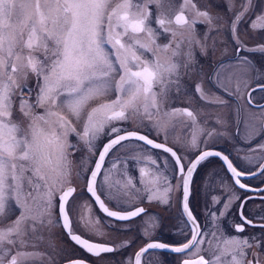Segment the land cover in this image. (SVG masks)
<instances>
[{
  "label": "snow or ice",
  "instance_id": "snow-or-ice-1",
  "mask_svg": "<svg viewBox=\"0 0 264 264\" xmlns=\"http://www.w3.org/2000/svg\"><path fill=\"white\" fill-rule=\"evenodd\" d=\"M189 2L190 0H185V5ZM152 4L157 8L155 23L164 33L170 32L175 38L172 24L189 29V35L186 37L189 44L186 53L188 59L184 65L187 67L193 60V43L200 45L202 52L205 50V45L195 34L194 25L197 18H202V22L208 23L209 30L213 19H219L211 16L207 10H197L196 17L190 20L185 15L183 5L172 18L168 17L165 5L170 9L171 0H141L140 3L134 0H0V223L11 212L13 204L20 212L14 221L0 227V264H25L28 259L37 255L24 251L12 254V248L17 245L26 247L28 241L24 237L29 231L35 232L36 225L44 223L45 218L48 224L59 223L70 240L90 254L99 256L101 253L115 251V248L108 244L92 242L75 234L73 229V201L77 189L70 179L69 149H78L81 142L92 155L98 154V158L93 167L82 166V171L77 175L84 176L90 199L94 200L107 217L128 221L146 211L145 208L136 206L137 197H146L148 201L159 199L167 203L168 194L179 191L183 210L191 224V238L187 239L186 243L172 248V251L181 254L190 252L193 256L185 259L183 264H259L255 255L253 260H245V249H250L252 244L247 238L238 237L217 240L215 247L219 254L212 260H207L200 254V246L207 234L201 232L188 206L190 179L193 171L206 158H221L226 163L234 183L240 188L248 187L241 183V178L246 172L238 170L229 156L209 150L208 139L202 142L205 150L201 151L199 136L195 133L190 142L184 145V150L199 151V155L188 161L185 156L178 154V150L168 146L166 134L163 142H157L148 135L122 126L121 122L133 120L143 124V117L150 122L159 136L161 125L159 121H153V112L159 113L167 98L169 86L178 84L179 80L181 65L171 60L161 62L159 58V52H167L172 46V41L165 45L156 43L158 32L151 26L153 13L149 8ZM192 7L195 8V5ZM252 7V0H244L239 12H232V6L229 7L233 15L230 31L235 43L234 55L243 66H250V62L247 56L240 55L245 49L237 31L238 25ZM252 28H264V15L256 17ZM182 42H176V48L172 50L173 56L178 54L177 50ZM106 45H110V49L106 48ZM246 51L264 54V47ZM145 53H151L153 59L145 58ZM224 69L225 65L218 66L214 73L215 83L239 101L242 95L240 84L232 90L220 80ZM29 73L36 78L34 97L33 89L27 84ZM172 77L176 79L173 80ZM156 85H159V91L154 90ZM25 89L28 91L27 96L24 95ZM17 91L19 112L28 122L26 127L13 119V97ZM256 91L264 93V82L258 83L257 88L252 90L253 93ZM195 92L202 101L209 102L200 83L196 85ZM110 94H114L115 98L106 99ZM100 99H103V102L86 111L90 103ZM218 103L225 105L227 102L219 100ZM258 107L264 110V105ZM37 108L43 109V113L37 114ZM61 108L66 109L67 115L57 110ZM165 115L170 119L186 117L194 127H199L197 116L189 107L172 109ZM261 115L264 116V111ZM73 119L81 124L79 131L73 124ZM217 123L227 126L223 120L218 119ZM200 131L203 132V129ZM73 133L77 137V144L68 141L69 135ZM217 135L223 133H216L215 130L207 133L208 138ZM101 136L108 139L102 148H98L97 142ZM133 139L170 154V158H165L164 164L167 167L169 162L172 163V178L177 183H169V177L162 171L145 180L143 178L147 176V172L141 168L142 187L137 188L129 177L124 185V195L130 198L118 201L121 206L127 204L128 210H110L102 197L114 199L111 195L109 176L116 164L123 163V160L119 156L113 157L112 168L104 169L105 159L117 146L123 147V142ZM255 150L264 151V144ZM123 159L139 161L140 157ZM148 159L153 165L156 164L155 159ZM245 159L253 161L252 157ZM258 170L264 175V163L258 165ZM123 172L127 175L126 166ZM101 175L104 179L98 184V177ZM131 193L136 195L131 196ZM232 199L230 197L224 204L225 211L220 212L219 217L215 212L209 213L214 224L226 214ZM213 200L219 203L216 197H213ZM82 207L91 211L88 205ZM241 208L243 209V205ZM53 215L57 217L55 221L52 219ZM241 217L245 223L252 224L251 220L243 217L242 211ZM80 219L83 220L84 217L81 216ZM87 223L92 224V221ZM236 230L242 232L244 223L236 225ZM147 234L146 231L145 235ZM209 245L211 247V241ZM259 246L261 245L258 242L257 247ZM166 247L169 246L148 243L135 254L134 264H141V257L147 250ZM229 253L231 260H223ZM72 264H85V261H73Z\"/></svg>",
  "mask_w": 264,
  "mask_h": 264
},
{
  "label": "rangeland",
  "instance_id": "rangeland-1",
  "mask_svg": "<svg viewBox=\"0 0 264 264\" xmlns=\"http://www.w3.org/2000/svg\"><path fill=\"white\" fill-rule=\"evenodd\" d=\"M134 2L140 3L141 0H134ZM243 2L244 0H190V2L185 5V0H171L170 9L168 8V5H165L169 18H172L175 12L181 10L182 5L184 6V11L190 20L196 17L197 10H207L211 16L219 17V19H213L211 30H209V24L204 25L202 18H197V23L194 25L195 34L197 39L205 45V50L202 52L200 45L193 43L191 45L193 50V60L187 67L184 65L188 59L186 53L188 52L189 44L186 37L189 35V29L187 27H177L175 24H172L171 27L176 33L175 38H173L170 32L164 33L163 30L159 29L158 25L155 23L157 15L156 5L152 4L149 6L150 11L153 13L151 26L154 29H157L158 32L156 43L159 45H165L172 41V46L167 52H159V58L161 62L171 60L172 62L181 65L179 80L178 84H172L169 86L167 98L161 106L159 113L153 112V121H159L161 125V132L159 136H157L156 131L151 127L150 122L143 117H141L144 121L143 124H139L138 120L121 122L124 128H134L147 131L160 140H163L164 135L166 134L167 143H173L179 146V149L184 156H189L192 152H195L184 150V145L190 142L194 133L199 136V142L201 144L205 139H208V144L219 140H224L228 143L236 142L232 131L235 126L237 116L236 107L234 103L224 97H221L220 99L227 102L225 105L219 104L218 101H212L214 99L212 94H215L216 92L213 91L211 85L207 82L206 76L208 71L212 69L213 65L219 59L226 58L225 63L227 64L230 62L228 59H231L230 57L234 56L235 43L233 35L230 31V22L233 19L232 12H239ZM252 4V10L238 25L240 33L237 31L239 40L246 45L249 44V41H253V39L258 37L259 40L257 41L259 44H261V41H264V28H259L257 34V32L252 28V24L250 22V18H253L255 15H264V0H252ZM192 5H195V8H193ZM230 5L232 6V12L229 11ZM206 33L207 39H205ZM180 41L183 42L177 50L178 54L173 56L172 50L176 48V42ZM105 47L110 49V45H106ZM145 58L151 60L153 59V56L151 53H145ZM233 61H235V59ZM116 79H119V75L116 76ZM172 79L175 80L176 77H172ZM198 83L202 85L203 91L209 102L202 101L195 92V87ZM27 84L29 88L33 89L34 97L36 91V78L31 73L28 75ZM230 84L233 85V81ZM242 85H240V87ZM245 87L246 86L244 85L243 90ZM154 90L159 91V85H156ZM24 95H28L27 89H25ZM18 97L19 91H17L16 95L13 97L15 104L13 109V119L26 127L28 122L19 112ZM114 98L115 95L110 94L106 99ZM101 102H103V99L90 103L86 111ZM184 106L189 108L194 107L199 127H194L192 122L186 117H176L170 119L165 115V113L170 112L172 109L182 108ZM244 108L251 109L246 105H244ZM57 110L63 111L64 114L67 115L66 109L61 108ZM251 110L254 111L253 109ZM35 111L37 114L43 113V109L40 108L35 109ZM259 114L250 112L248 118L245 120V123H252L251 128L253 129L250 131V129L248 130L245 127V130L240 135L246 143L252 142V144L248 147L237 145L240 152V158L247 160L245 157H252V162H259L261 156L264 154V151L255 150L258 149L260 145L264 144V136L261 134L259 125ZM218 119L226 121L227 126H221L218 124ZM73 124L76 126L78 131L81 129V124L77 123L74 119ZM200 129H203V132H201ZM212 130H215L216 133H223V135L208 138L207 133ZM106 138L108 137H100L97 142L98 148ZM68 141L71 144H77L78 142L74 133L69 135ZM69 152L71 153L69 157L71 161L70 179L72 180L74 187L77 189L75 200L73 201L72 212L74 232H79L89 240L110 241L115 244L114 252L103 253L95 260H103L106 264H125V254L132 255L134 251L139 248V243L143 240V234H145L146 231L147 233L148 231L150 232V229H153L160 222V214L167 215L168 212L171 211L172 207H175L173 206L175 202L172 201V192L168 194L167 203H163L159 199L149 201L156 203V205L152 207L154 210H152L151 213L145 214L140 219H136L128 223L126 226L125 223L120 224L109 222L102 216L97 208L98 205H95L94 201L90 199L89 194L86 192L84 176L77 175V173L82 171V166L92 167L96 156L92 155L82 142L78 144V149H69ZM116 156L121 157L123 163H117L115 169L112 170L109 176V183L112 186L111 195L114 199L109 200L103 197L110 204V206L116 209H125L126 204L121 206L118 201H125L130 198L129 196L124 195V185L129 177L133 179V183L137 188L142 187V177L140 173L141 168H144L147 172V176L143 178L145 180L162 171L164 175L169 177V183L172 181V163L169 162L167 167H165L164 164L165 158L169 156L161 152L150 150L138 141H127L123 142V147L118 146L108 156L109 158L104 164V169L112 168V160L113 157ZM131 156H139L140 159L139 161L134 159H123L124 157ZM148 157L155 159L156 164L153 165ZM125 166L127 167V175L123 172V168ZM210 170L211 171L208 173V176L204 181L205 193L202 194L203 197L199 198V196H196L194 197V201L202 209L204 208L210 210V212H215L219 217V213L223 210H221L219 203L214 202L213 197L217 198L219 192L230 191L231 188L228 186L227 179L223 176V173L218 170L217 166H212V169L210 168ZM103 179V175L99 176L98 184ZM98 191H100L99 188ZM130 195L134 196L136 194L131 193ZM143 201L148 200L146 197H137L135 203ZM171 202L172 204L170 205ZM84 205L90 206L91 211L89 212L86 207H82ZM210 212H208V226L204 232L207 235L204 236V243H202L200 247L201 252H204V254L213 259L215 255L219 254L215 247L216 241H222L225 238L232 237L230 234L231 232L228 230L226 225H223L222 217H220L214 224L212 217L209 215ZM19 215V210H17V207L13 204L11 212L2 221V223H0V227L10 224ZM81 216L84 217L83 220L80 219ZM52 219L55 221L57 217L53 215ZM89 220L92 221V224L87 223ZM93 224L95 227H93ZM176 229L178 232L177 234L181 233V236L186 233V230H188L185 221L181 216H179V221L176 223ZM97 232L101 234L98 235ZM213 233L215 235H213ZM125 238L127 240V246H125ZM24 239L28 241V245L23 248L17 245L12 248V254H15L17 251L37 254L36 256L28 259L25 264H58L61 261L70 258H85L87 256L80 247L70 240L59 223L53 222L52 224H48L47 218H45L44 223H38L36 225L35 232L29 231ZM209 241L212 242L211 247L209 245ZM157 255H159V253L153 251L146 253V256H150V262L159 260ZM155 256H157V259Z\"/></svg>",
  "mask_w": 264,
  "mask_h": 264
},
{
  "label": "flooded vegetation",
  "instance_id": "flooded-vegetation-1",
  "mask_svg": "<svg viewBox=\"0 0 264 264\" xmlns=\"http://www.w3.org/2000/svg\"><path fill=\"white\" fill-rule=\"evenodd\" d=\"M185 15L187 16L186 12H185ZM260 15H263V14L255 15L253 18H250L251 24L253 21H255L256 17ZM203 23L204 25L208 24L206 22H203ZM258 29L259 28L254 29L257 32V34H258ZM238 32L240 33L239 30ZM257 40H259V37L253 39V41H249L248 45L242 43V47L245 49V51H242L240 55L247 56V59L250 62V66H243V65H240L239 63H236L238 61L234 55L230 57L231 59H228L230 62L227 64L225 63L226 58L219 59L213 65L212 69L208 71L207 76H206L207 82L211 85L213 91L216 92L215 94H212L214 97L212 101H219V100H222L220 99L221 97H224L230 100L232 103H234L236 107V111H237L235 126L233 127V130H232L234 134V139L236 140V142L228 143V142H225L224 140L214 141V142L209 143L207 145V148L209 150L219 151L222 154L229 156V159L233 162L234 166L238 167V170L245 171L246 174L241 178V183L248 185V187L240 188L238 185L234 183L232 175L227 169L226 163L221 158L215 157V156L208 157L204 161H201V163L193 171L192 177L190 179V185H189L190 194H189L188 206L193 216L196 218V221L198 222L200 226L201 232L204 233L205 229L208 226V212H210V210L204 209V208L202 209L199 205H197L194 201V197L196 196H199V198L203 197L202 194L205 193L204 192L205 178L208 176V173L211 171L210 168L212 169V166H217L218 170H220V172L223 173V176L227 179L228 186L231 188L230 191H224V192L221 191L218 193L217 198L219 199L221 210L225 211L224 204L228 202L230 197L233 198L230 208L226 211V214L222 217V223L223 225H226L228 230L231 232L230 233L231 237L236 236L240 239L247 238L249 240V243L252 244V247L250 249H245L247 253L245 257L246 261L253 260V257L255 255L259 260V264H264V227H261V225H264V191H257V189H264V175H261L260 171L258 170V165L261 163H264V154L263 156H261L259 162L258 161L249 162L248 160H244L240 158V152L237 147V145L248 147L249 145L252 144V142L246 143V141H244L240 135L245 130V127L248 130L250 129V131L253 129L251 128L252 123L250 124L245 123L246 122L245 120L248 118V115L250 114V112H253L254 114L256 113L259 114L260 111H263L258 106L264 105V93H261L259 91H256L253 93L252 90L254 88H257L258 83L264 82V54H261L259 52L249 53L246 51L247 49H256L259 47H264V41H261L260 42L261 44H259ZM234 59L236 62L233 61ZM221 64L225 65V69L220 77V80L223 83L227 84V86L230 89L234 90L238 83L242 85L243 83L246 82L245 84H247L244 90H243V87L245 84H243L240 87V92L242 95L239 101L236 99L234 95L230 96L227 93H225L222 90V88L215 83L216 78L214 76V73L217 70L218 66ZM210 77L212 78L211 80L209 79ZM229 77H231L230 80H229ZM232 81H233V85L230 84ZM250 93L251 95H249ZM249 101H251V103H249ZM244 105L248 106V108H251L254 111H252L251 109L244 108ZM185 107L186 106L182 108H185ZM191 110H193L195 114L194 107H191ZM260 114L258 115V117H260L259 125H260L261 134L262 136H264V116ZM126 129L142 132L148 135L149 137H151L152 139H155L158 142H163V140H160L159 138L154 137L151 133L147 131H142V130H138L134 128H126ZM237 129H238V132H237ZM107 139L108 138H106L102 142L99 148L102 147L103 143ZM131 141H137V140L133 139ZM138 142L142 143L150 150L161 152L170 157V154L165 153L161 149H154L151 146L144 144V142H141V141H138ZM167 144L169 147H174V150H178L179 155H183L181 150L179 149V146L173 143L172 144L167 143ZM200 150L201 151L205 150L203 143L201 144ZM197 155H199V151L192 152L189 156H185V157L187 158L188 161H191V160H194ZM97 156L98 154L96 155L94 159L93 165L95 163ZM108 158L109 157H106L105 163L108 160ZM248 172H254L256 174L250 175V174H247ZM171 174H172V168H171ZM176 183L177 181L172 178L171 184L175 185ZM85 190H86V185H85ZM172 196H173L172 201L175 202L173 206L175 207H172L171 211L168 212L167 215L160 214V222L153 229H150L151 231L150 232L148 231L147 235L143 234V240L139 243V248L146 246L148 243H163L166 245L180 246L183 243H186L187 239L191 238V231H190L191 224L188 222L187 216L183 210V202H182L181 193L179 191H174L172 192ZM102 199L104 198L102 197ZM105 204L107 205V207L113 210H118V211L128 210L127 204L125 205V209H116L110 206V204L106 200H105ZM135 204L138 207L145 208L146 211L145 213L139 215L138 217L130 218L128 221H119L115 218L107 217L105 213L100 211L98 207L97 208L99 209L102 216L109 222L120 223V224L125 223V226H126L128 223L136 219H140L145 214L151 213V211L154 210L152 207L156 205L155 202H149V201H143V202L135 203ZM171 204L172 202L170 203V205ZM95 205L97 204L95 203ZM241 205H243V209L241 208ZM241 211L243 212V217L246 218V220H251L252 224H247L244 222V220H242ZM179 216H181L182 219H184L185 224L188 228V230H186V233L182 236L180 235L181 233L177 234L178 232L176 229V223L177 221H179ZM242 223H244V230L242 232H237L236 225H239ZM94 242L105 243L115 248V244H113L110 241H94ZM258 242L261 245L259 247H257ZM125 244H127L126 238H125ZM77 246L80 247L79 245ZM80 248L87 255L85 258L74 257V258H70L67 260L84 259L93 264H106V262H104L103 260L102 261L95 260L99 258L100 255L103 253H101L99 256H95L93 254L88 253L82 247ZM137 250H135L132 255L125 254V264H134L135 254ZM151 251L159 253V255H157L159 260L150 262V256H146V253L151 252ZM146 253L143 254L141 257V264H183V261L185 259L193 258L190 252L181 254V253L169 252V251L160 250V249H149L146 251ZM200 254L204 255L207 260H212V258L204 254V252H200ZM157 256H155L156 259H157ZM222 259L230 261L231 253H229L226 257ZM67 260H63L58 264H61L62 262L67 261Z\"/></svg>",
  "mask_w": 264,
  "mask_h": 264
},
{
  "label": "water",
  "instance_id": "water-1",
  "mask_svg": "<svg viewBox=\"0 0 264 264\" xmlns=\"http://www.w3.org/2000/svg\"><path fill=\"white\" fill-rule=\"evenodd\" d=\"M139 132V131H138ZM141 134H144V133H142V132H140ZM146 135V134H145ZM150 139H152L151 137H149ZM107 142V140L104 142V143H106ZM158 142V141H157ZM102 148V147H101ZM97 158H98V156H97ZM96 158V159H97ZM95 164V163H94ZM94 166V165H93ZM90 195V194H89ZM107 206V205H106ZM109 208V207H108ZM110 209V208H109ZM110 210H113V209H110ZM116 211H118V210H116ZM116 219V218H115ZM75 234H79V233H77V232H75ZM79 235H81V234H79ZM82 236V235H81ZM82 237H84V236H82ZM85 238V237H84ZM86 239H88V238H86ZM90 241H92V240H90ZM92 242H94V241H92ZM169 247H166V248H159L160 250H166V251H171V252H174V251H172V248H174V247H177V246H172V245H168ZM144 247H146V246H144ZM144 247H142V248H144ZM140 250V249H139ZM138 252V251H137ZM73 261H85V264H93V263H90V262H88V261H86V260H84V259H71V260H67V261H64V262H62L61 264H72V262Z\"/></svg>",
  "mask_w": 264,
  "mask_h": 264
},
{
  "label": "bare ground",
  "instance_id": "bare-ground-1",
  "mask_svg": "<svg viewBox=\"0 0 264 264\" xmlns=\"http://www.w3.org/2000/svg\"><path fill=\"white\" fill-rule=\"evenodd\" d=\"M103 146V145H102ZM163 244V243H162ZM139 249H141V248H139ZM139 249L137 250V251H139ZM171 252V251H170ZM137 253V252H136ZM91 263V262H90Z\"/></svg>",
  "mask_w": 264,
  "mask_h": 264
}]
</instances>
